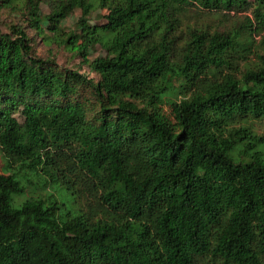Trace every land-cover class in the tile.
<instances>
[{"label": "trees", "instance_id": "obj_1", "mask_svg": "<svg viewBox=\"0 0 264 264\" xmlns=\"http://www.w3.org/2000/svg\"><path fill=\"white\" fill-rule=\"evenodd\" d=\"M191 7L251 15L183 33ZM94 9L103 24H91ZM0 10L24 13L93 75L36 56L23 26L0 28V264H264V136L253 128L264 54L249 59L255 37L264 44V0H0ZM96 45L104 53L90 59Z\"/></svg>", "mask_w": 264, "mask_h": 264}, {"label": "rangeland", "instance_id": "obj_2", "mask_svg": "<svg viewBox=\"0 0 264 264\" xmlns=\"http://www.w3.org/2000/svg\"><path fill=\"white\" fill-rule=\"evenodd\" d=\"M40 11L42 14L49 12V7L45 2L40 4ZM250 9L240 10L234 9L225 14L222 13H210L204 10L191 7L189 11L183 17L182 31L186 30V26L196 25L209 28L210 30H225L230 27H234L240 24L242 19L246 16H250ZM106 13L105 9H94L89 15L91 24H103L105 19L103 15ZM80 16V9L75 8L73 13L62 21V26L65 30H75L76 22ZM10 24H17L23 26L31 38L33 52L36 56L47 58L49 53L54 58L57 66L61 68H68L71 70H78L81 73H85L88 76H93L89 72L88 67L82 63L81 58L78 55L70 52L66 47L58 45L53 38L50 37V42L44 40L40 36L36 35L35 31L27 26L25 14L21 11L15 10H0V28L4 32H8ZM45 34L51 36L48 30H45ZM253 53L249 56L251 61L255 60V53L264 54V44L261 43V36L255 37L254 44L252 47ZM103 50L99 45H96L90 50L89 58L93 59L97 56L103 55ZM164 113L168 114V107H163ZM172 120V117L169 116ZM253 128L259 135L264 136V119L255 120L253 122ZM2 158L0 157V167L2 166ZM33 192L32 187L28 188V193ZM37 192L44 193L41 189H37ZM59 200L64 201L66 206L72 207L74 205L73 198L70 194L64 193L59 196Z\"/></svg>", "mask_w": 264, "mask_h": 264}]
</instances>
